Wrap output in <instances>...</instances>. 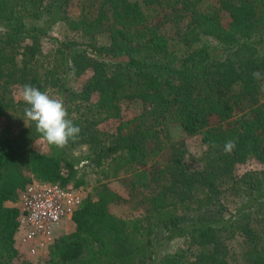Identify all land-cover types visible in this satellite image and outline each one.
I'll return each instance as SVG.
<instances>
[{"label": "trees", "instance_id": "trees-1", "mask_svg": "<svg viewBox=\"0 0 264 264\" xmlns=\"http://www.w3.org/2000/svg\"><path fill=\"white\" fill-rule=\"evenodd\" d=\"M71 1L0 0V264H32L16 247L17 202L32 180L85 188L73 157L83 144L84 167L128 176L135 215H114L120 195L99 181L37 264H264V0H78L70 17ZM160 10L172 34L153 22ZM58 22L85 41L50 36ZM71 75L86 78L75 87ZM26 84L58 95L78 139L33 148L43 138L13 95ZM122 100L145 108L133 127L100 130ZM195 135L204 148L191 169L185 138ZM165 148L162 166L139 167ZM248 160L262 168L237 174Z\"/></svg>", "mask_w": 264, "mask_h": 264}, {"label": "rangeland", "instance_id": "rangeland-1", "mask_svg": "<svg viewBox=\"0 0 264 264\" xmlns=\"http://www.w3.org/2000/svg\"><path fill=\"white\" fill-rule=\"evenodd\" d=\"M198 5L200 9H206L207 7H211L215 5V0H199ZM67 12L70 17H76L79 13V1L78 0H72L70 4L68 5ZM158 12V13H157ZM155 12L156 16L153 18V22L156 24H160L161 28L169 33H173L175 31L174 26L170 25V22L167 20V17H165L166 10H160ZM224 15V14H223ZM226 19V16H224ZM165 31V32H166ZM49 35L52 37H57L58 39H73L80 43H83L85 39L81 37L78 33H75L73 31H70L67 29V27L62 23L58 22L49 31ZM55 46L54 41L52 40H42V48L44 51H49L53 49ZM86 75L80 76L78 78L73 77L71 75L70 79V85L72 86H80L82 82L85 80ZM13 95L16 98L21 97V92L18 88H13ZM50 96L59 98L56 93H49ZM121 105V111H120V117L119 118H109L102 123L98 125V128L100 130H103L105 132H116L119 128V125L121 126L123 131L130 130L133 125L135 124V121L132 119L137 116L139 113L143 112L145 109L143 104L139 101H125L122 100L120 102ZM124 126V127H123ZM172 136L174 138L181 137V132L179 131L178 127H172ZM185 141L187 143V152H186V162L188 166L191 169L200 167V160L199 157L201 155V152L204 148L201 136L195 135L192 137L185 138ZM33 148H35L38 151L41 152H49V148L47 145V142L44 139H36L33 141L32 144ZM169 148H165L155 159L152 163L139 166L141 169L151 172L155 170L156 168L162 166L169 155ZM91 153V150L86 144L80 145L73 151V157L76 158L78 161V167L80 168L78 174L83 175L86 180L85 188L81 191V194L83 198L86 194L89 192H92V187L97 184L99 181H107L109 184V187L115 191L117 194L120 195V198L113 201L109 208L110 211L119 217L123 218H129L135 215L134 212H136L131 200H130V184L128 183V176H122V177H116V178H105L102 169H95L91 167L90 165L83 166V158L88 156ZM262 165H260L257 161L254 160H248L245 163L238 164L236 168L237 174H242L243 172L247 170H258L261 169ZM72 186V185H69ZM74 227V224L71 220L67 222H60L55 225L54 232H56V235H60L63 233L70 232ZM178 245V242H174L172 245V249H174ZM22 256L14 260V264H22ZM32 262V264H37L38 261H34V259L29 258ZM38 264H46L43 261Z\"/></svg>", "mask_w": 264, "mask_h": 264}, {"label": "built area", "instance_id": "built-area-1", "mask_svg": "<svg viewBox=\"0 0 264 264\" xmlns=\"http://www.w3.org/2000/svg\"><path fill=\"white\" fill-rule=\"evenodd\" d=\"M82 200L81 191L72 186L32 180L20 193L17 202L16 247L20 254L34 261L44 258L57 236L55 225L71 220Z\"/></svg>", "mask_w": 264, "mask_h": 264}, {"label": "clouds", "instance_id": "clouds-1", "mask_svg": "<svg viewBox=\"0 0 264 264\" xmlns=\"http://www.w3.org/2000/svg\"><path fill=\"white\" fill-rule=\"evenodd\" d=\"M253 75L258 77L259 73ZM21 97L28 105L24 109L25 124L26 120L34 122L36 131L49 145L63 149L70 141L79 138L81 129L69 118L61 99L50 96L46 91H41L31 84L23 86ZM234 147L235 142L229 140L225 143L224 150L231 152Z\"/></svg>", "mask_w": 264, "mask_h": 264}]
</instances>
